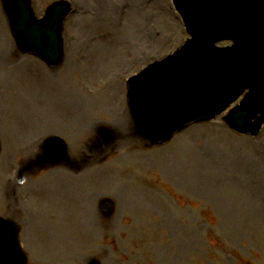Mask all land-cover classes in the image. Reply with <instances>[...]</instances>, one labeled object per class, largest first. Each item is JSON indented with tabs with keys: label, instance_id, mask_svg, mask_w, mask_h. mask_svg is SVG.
I'll return each mask as SVG.
<instances>
[{
	"label": "rangeland",
	"instance_id": "1",
	"mask_svg": "<svg viewBox=\"0 0 264 264\" xmlns=\"http://www.w3.org/2000/svg\"><path fill=\"white\" fill-rule=\"evenodd\" d=\"M32 1L36 13L43 16L58 0ZM68 1L77 9L67 19L66 59L56 70L33 57L12 58L15 42L0 1V48L10 49L0 55V126L14 122L11 127L21 132L16 131L15 139L22 137L28 148L48 128L61 134L63 127L66 134L69 128L71 145L80 144L78 139L99 126L125 137L117 139L115 150L116 141L106 145L107 163L102 170L96 169L102 176L91 169L77 177L67 175L73 189L72 216L55 208L60 194L51 185L54 173L32 176L27 186L22 185L21 200L32 212L28 218L37 214L36 223L43 226L40 230L35 223L36 233L23 230L29 264H85L93 255L99 264H264V128L257 138L240 136L218 118L192 126L164 147L150 149L134 137L126 118L127 78L174 53L188 38L172 0L168 2L173 14L163 2L148 0V36L138 27L116 32L128 23L130 14L123 0H109L108 20L101 23L91 22L89 14L73 22L81 5L91 13L94 6L91 0ZM172 24L180 30L177 36ZM110 38L126 42L128 49L122 43L109 59L99 58L94 65L85 46L95 47L94 54L100 55L111 45ZM121 77H125L123 84ZM61 91L78 98V117L63 112ZM108 91L122 93V99H107ZM24 117L32 120L25 123ZM8 145L0 159V184L8 180L16 157L12 156L13 137ZM84 184L92 187L91 200L85 204L79 200ZM98 197L113 199L112 217H99ZM7 210V202L0 200V214ZM69 225L71 230L74 225L73 241L54 251L49 236H59ZM62 249L70 256L62 254Z\"/></svg>",
	"mask_w": 264,
	"mask_h": 264
},
{
	"label": "water",
	"instance_id": "2",
	"mask_svg": "<svg viewBox=\"0 0 264 264\" xmlns=\"http://www.w3.org/2000/svg\"><path fill=\"white\" fill-rule=\"evenodd\" d=\"M4 1L21 49L59 64L61 22L69 5L55 4L37 21L28 0ZM178 7L192 39L131 83L137 124L156 144H164L193 121L214 119L248 90L225 120L239 133L259 132L264 123V0H178ZM222 39H232L234 45L217 47ZM111 207L108 201V211ZM0 264H27L19 231L2 219Z\"/></svg>",
	"mask_w": 264,
	"mask_h": 264
},
{
	"label": "bare ground",
	"instance_id": "3",
	"mask_svg": "<svg viewBox=\"0 0 264 264\" xmlns=\"http://www.w3.org/2000/svg\"><path fill=\"white\" fill-rule=\"evenodd\" d=\"M123 1L129 7L127 15L130 11L128 23L125 26H123L122 28L120 26H118L120 30H118L116 32L124 31L125 33H128V32H132L134 27H138L139 32H141L142 34H145V36H148V34H149V31L147 29L148 28V17H147V12L145 10V0H123ZM158 2L159 3L163 2L165 4V6H164L165 9L167 11H169L170 13H172L171 12V6H170L168 0H158ZM90 5L94 6V8H92L94 13L87 12L84 9L85 5H81L80 9L76 13V18H71V20L73 22H75V20H78V18L84 17L88 14L92 16L91 22L95 21V22L101 23L105 19L108 20L109 13L107 11H110V8H111V6L109 4V0H91ZM116 13H117V10H116ZM165 15L168 16L167 14H165ZM126 20H127V18H126ZM171 26H172V29L176 31L175 36H177V34L180 31L179 28L174 24H172ZM106 38H107V36H106ZM178 38L179 37H176L175 39H178ZM107 43L111 44L112 46L107 45L104 48V50H102L103 52L100 55L94 54L96 51L95 47H94V50H90L91 46H85L86 53L92 57L94 65H98L99 58L102 60L104 58H106V60L109 59L115 52H117V50L115 48L119 49L120 44H122V43H125L124 48L128 49V45L126 44V42H123L118 38H113V39L110 38V40L107 41ZM4 49L10 50L7 47L0 48V55L5 54ZM25 62L29 63L30 61H25ZM1 63H2V61L0 58V65H1ZM14 66H12V67H14ZM46 75H48V73ZM120 80H122V78H120ZM116 84H118V79H116ZM108 85H109V83L106 84V86H108ZM106 96H107L106 97L107 99L111 98V99L116 100V101H120L122 99V93L116 94V93H112V92L108 91L106 93ZM20 99H21V97L19 96L18 100H20ZM59 99L61 101V102H59V105L63 106V108H64L63 112L65 114H67V115L71 114V115L77 116V117L80 115V112H81L80 104L78 102L79 101L78 98L75 95H72L69 92L61 91ZM117 161L121 162V163L124 162L123 159H117ZM121 163H117V164L121 165ZM121 170H122L121 172L124 175H126V172H125L126 169L122 168ZM69 227L70 228L68 231L62 232L59 236H53V235L49 236V243L51 244V247L54 251L60 252L59 247L64 246V244H67V245L70 244V242H71V238H70L71 225H69ZM61 253L62 254H68V252L63 250V249L61 250ZM88 260H89V257L87 258L86 261H88Z\"/></svg>",
	"mask_w": 264,
	"mask_h": 264
},
{
	"label": "flooded vegetation",
	"instance_id": "4",
	"mask_svg": "<svg viewBox=\"0 0 264 264\" xmlns=\"http://www.w3.org/2000/svg\"><path fill=\"white\" fill-rule=\"evenodd\" d=\"M107 149L103 148L102 146H98L95 148H92L88 145V143L84 144V147L82 149H80L79 154L82 156H87V154H90L89 156L85 157L84 159L81 160H73L72 158L70 159L65 158L64 160H62L60 162V164L66 168L67 170L71 171V172H79L82 170L87 169L88 166L90 165H96L97 163H102L103 160L105 159V154H106ZM25 160H23L21 162V164L24 162ZM25 163V164H24ZM23 163V166L26 165L27 166V161H25ZM52 164V160L48 161L47 159H43L39 164H38V168L40 170L49 167ZM38 170V169H37ZM27 176V173L25 172H19L16 175V179L17 182L19 183V187H22V183L24 182L25 177ZM17 186H12L10 184L9 188H8V192L5 195V199L8 202H17V191L18 188Z\"/></svg>",
	"mask_w": 264,
	"mask_h": 264
}]
</instances>
